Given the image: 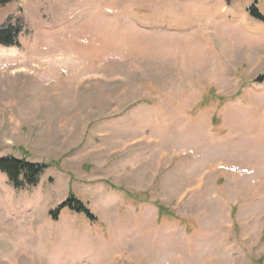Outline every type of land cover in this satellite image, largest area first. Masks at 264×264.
<instances>
[{
	"label": "rangeland",
	"instance_id": "rangeland-1",
	"mask_svg": "<svg viewBox=\"0 0 264 264\" xmlns=\"http://www.w3.org/2000/svg\"><path fill=\"white\" fill-rule=\"evenodd\" d=\"M264 0H15L0 45V264H264ZM95 220L70 209L69 196Z\"/></svg>",
	"mask_w": 264,
	"mask_h": 264
},
{
	"label": "trees",
	"instance_id": "trees-1",
	"mask_svg": "<svg viewBox=\"0 0 264 264\" xmlns=\"http://www.w3.org/2000/svg\"><path fill=\"white\" fill-rule=\"evenodd\" d=\"M13 1L15 0H0V7L6 6ZM254 11L256 9L253 8L251 12L253 13ZM252 15L256 19L264 20L260 14L253 13ZM21 33H23V28L20 20L17 22L9 21L0 29V45L19 47L18 36ZM47 169L48 165L43 163H31L25 159H16L14 157L0 158V172L7 177L12 187L18 191L36 188ZM64 209H70L84 215L89 220H95L88 208L72 195L62 202L51 215L57 219L58 214Z\"/></svg>",
	"mask_w": 264,
	"mask_h": 264
}]
</instances>
